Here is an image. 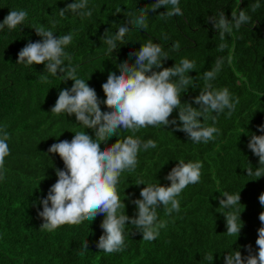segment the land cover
Instances as JSON below:
<instances>
[{
    "label": "trees",
    "instance_id": "obj_1",
    "mask_svg": "<svg viewBox=\"0 0 264 264\" xmlns=\"http://www.w3.org/2000/svg\"><path fill=\"white\" fill-rule=\"evenodd\" d=\"M72 2L75 0H0V22L12 10L28 13L23 25L0 29V129L9 134L10 149L0 169V264H225L224 257L236 251L242 258L250 252L258 254L256 239L262 226L259 213L264 211L259 195L264 192V175L248 176L246 169L251 167L255 172L264 167L247 146L252 134L264 135L258 128L264 124V0H179L182 15L161 19L160 13L171 7L161 6L147 13L146 30L128 24L131 17L125 14L138 17L155 0H88L87 8L79 11L90 10L91 16L70 11L61 16L60 9ZM257 2L260 7L251 11V5ZM117 8L121 10L118 13ZM240 10L250 16V22L239 29L233 27L232 33H225L221 40L209 18L218 19L223 12L231 19V12L238 14ZM121 26L129 28L124 42L117 41V48L109 52L105 37L115 36ZM41 27L57 37L72 35V42L64 47L71 57L62 58L64 73L52 75L44 64L16 63L18 52L27 43L42 40L34 29ZM149 40L159 43L169 55L162 67H172L181 59L195 63L188 75L196 87L190 85L181 93L182 104L200 107L193 98L204 88V72L217 60L222 66L210 81L213 90L227 88L239 103L230 118L228 109L219 113L214 126L220 133L207 143H194L171 124L148 126L135 133L121 128L116 136L101 142V147H108L129 135L142 142H156L155 148L141 147L135 171L125 170L119 177L117 193L128 217L137 215L133 201L141 198L143 187L170 185L165 177L179 160L200 161L203 165L200 182L189 184L177 197L179 212L166 215L163 206L156 209L158 221H165L166 227L159 229L155 240L144 241L142 233L127 223L123 251L109 254L96 247L104 234L100 227L103 214L90 222L64 224L53 231L40 227L44 222L38 215L43 210L40 201L57 180L55 169H64L59 155L48 153V148L62 140L70 141L77 131L95 139L94 129L84 128L75 114L57 115L51 108L59 92L72 87L71 79H63L67 69L74 67L76 77L95 90L101 110L107 111L102 84L109 72L119 73L118 65L125 60L134 63L135 56L129 53ZM177 41L180 48L174 51L172 44ZM220 44L226 47L219 50ZM178 114L179 109H174L169 120L175 119L179 125ZM200 119L213 126L211 119ZM141 179L145 185L135 184ZM224 192L239 193L240 202L221 208L219 200L224 199ZM223 213L237 215L241 224L238 235L227 234ZM85 240L87 249L83 247Z\"/></svg>",
    "mask_w": 264,
    "mask_h": 264
},
{
    "label": "clouds",
    "instance_id": "obj_2",
    "mask_svg": "<svg viewBox=\"0 0 264 264\" xmlns=\"http://www.w3.org/2000/svg\"><path fill=\"white\" fill-rule=\"evenodd\" d=\"M88 0H75L65 8L60 9V15L65 12L77 13L80 16H91V11H79L86 9ZM161 6L170 10L160 13L161 19L182 15L179 0H155L148 9H143L138 17H132L131 13L125 15L131 17L127 20L139 29L146 30V17L149 11L155 12ZM260 4L251 5V11L255 12ZM119 8L116 12H120ZM28 16L27 11L12 10L0 22V29L5 26L9 30L23 25ZM231 19H227L221 12L219 18L210 17L213 28L219 31L221 40L225 33H232L233 27L239 29L242 24L250 22V16L245 11L231 12ZM41 41L27 43L19 52L16 63L26 66L44 64L47 71L52 75L57 72L64 73L63 60L71 57L64 51V47L72 42V35L54 36L51 30L34 28ZM127 26L118 28L115 36H106L105 43L109 46V52L117 48V41L124 42L128 33ZM226 47L219 45V50ZM180 43L174 42L172 49L179 50ZM135 56L134 63L127 60L118 65L119 73L109 72L106 81L102 84L105 99L103 103L107 111H102L97 94L85 80L76 77L74 67L67 69V76L63 79H71L74 83L70 89L59 92L58 98L51 108L57 115L64 113L75 114L76 121L84 128H92L95 139L85 131H77L70 141L62 140L53 143L48 148V153H56L62 159L64 169H55L56 182L51 185L47 196L40 201L43 210L38 213L44 222L40 227L53 231L64 224L79 225L87 220H94L98 214H103L104 219L100 227L104 234L99 237L96 247L105 253L123 251V230L127 223L132 224L142 233L144 241L151 242L159 236V229L166 227L165 221H158L156 209L163 206L165 214L180 211V202L177 197L189 184L200 182L202 162H185L179 160L166 175L165 179L171 183L169 186L160 184H148L140 190V199L133 203L137 207V215L128 217L124 213L125 205L117 193V184L122 172L135 171L138 160L137 155L141 147L145 150L155 148L154 140L142 142L139 138L129 135L124 139H117L108 147H101L102 141H107L117 133L118 129L130 130L135 133L141 128L148 126L159 127L169 124L183 131L194 143H207L219 134L220 129L215 127L219 113L228 109L227 116L230 118L239 103V98L231 97L227 88L213 90L210 81L216 78L221 70L222 61L217 60L215 66L203 74L204 88L199 95L195 96L194 102L199 108H194L191 103H181V93L186 92L191 85L196 84L189 70L195 69V63L188 59H181L179 64L172 67H162V63L169 55L162 51L159 43L152 40L141 44L138 51L130 52ZM154 69H159L154 70ZM176 78L175 80L173 78ZM47 77H45V80ZM174 109H179V125L176 120H169ZM215 112L217 115H211ZM212 120L213 126L201 123ZM264 133V124L258 126ZM9 134L0 129V169H3L5 157L10 154L7 143ZM248 148L259 158V165L264 166V135L252 134L248 141ZM248 176L259 178L264 175V167H258L255 172L249 167L246 169ZM0 179L3 175L0 174ZM135 184H144L141 179ZM224 199L219 200L221 208H230L240 202L239 193L230 195L227 192L221 194ZM259 202L264 206V192L259 195ZM50 205V206H49ZM123 209V212L120 210ZM228 235H238L241 224L237 223V215L225 214ZM262 226L258 229L256 244L258 254L242 258L241 253L227 254L224 257L225 264H264V211L259 213ZM83 247L88 248L85 240ZM83 254V253H81ZM213 260V255L208 257Z\"/></svg>",
    "mask_w": 264,
    "mask_h": 264
}]
</instances>
